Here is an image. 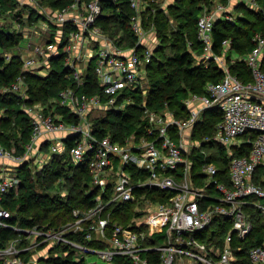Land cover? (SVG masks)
<instances>
[{"label": "built area", "instance_id": "2783aa9c", "mask_svg": "<svg viewBox=\"0 0 264 264\" xmlns=\"http://www.w3.org/2000/svg\"><path fill=\"white\" fill-rule=\"evenodd\" d=\"M29 1L42 19L25 24L21 30L27 51L19 54L21 72L0 87V95L11 94L20 100L31 124L30 140L22 153L16 154L0 143V229L16 233L0 246V264H48L50 257L69 253L74 260L84 259L75 255L77 249L96 253L110 264L116 257L130 264H241L237 254L242 249L240 242L252 231L249 210L256 208L264 215V36H252L253 47L243 58L252 76L248 83L232 75L222 56L212 54L211 47L217 19L232 21L231 6L244 4L257 10V3L236 0L232 5V0H226L212 8L203 6L196 24V38L203 51L197 59L205 66L215 60L224 71L222 81L207 84L206 93L191 94L184 101L189 109L187 118L175 117L168 108L159 113L150 111L143 103L146 136L131 135L120 143L110 135L97 137L92 133L91 118L108 110H125L132 103L133 92L143 85L158 44L153 48L142 45L147 34L141 14L147 1L129 2L133 11L129 25L142 46L139 51L118 46L96 25L103 0H72L61 9L41 5L39 0ZM14 27L20 30V24ZM222 46L225 54L229 41L223 40ZM4 57L8 61L11 54ZM54 58H62L72 85L47 102H27L25 75L48 76ZM90 62L101 89L94 94L82 91ZM193 103L197 107L190 108ZM210 108H215L221 119L212 134L197 137L194 127L202 122L203 111ZM61 109H67L75 120L65 118ZM251 133L256 134L255 139L245 138ZM68 136H76L69 149L72 165L86 162L92 184L103 194L110 185V194L87 211L74 209L73 219L59 227L10 224L11 212L4 200L20 185L18 167L32 160L41 170L66 151L64 140ZM45 142L48 146L44 151L41 146ZM244 142L251 145L248 155L234 156L233 147L240 148ZM215 148L223 149L228 159L226 180L221 179L223 173L213 161L217 159ZM125 203H135L138 216L127 225L112 221L109 208ZM143 213L149 217L139 222ZM218 219L230 226L221 248L209 237H200ZM79 233L85 241L107 245L97 249L83 246L72 238ZM44 249L49 254L46 258L39 256ZM151 253L157 256L152 258ZM246 257L250 264H264V242L247 251Z\"/></svg>", "mask_w": 264, "mask_h": 264}, {"label": "trees", "instance_id": "16d2710c", "mask_svg": "<svg viewBox=\"0 0 264 264\" xmlns=\"http://www.w3.org/2000/svg\"><path fill=\"white\" fill-rule=\"evenodd\" d=\"M146 1L148 5L141 14L142 26L145 30L154 31L158 44L147 65L145 81L142 87H138L133 92L132 103L125 110L119 112L108 110L104 114L91 118L92 133L97 137L110 135L114 141L121 143L131 135L138 138L146 136L148 122L144 114L143 103L150 111L159 113L168 108L175 117L187 118L189 109L184 101L191 94L206 93L207 84L219 83L224 77L222 67L215 60H210L205 66L197 59L203 48L196 38V24L203 6L212 8L216 2L225 3L226 0H174L165 8L160 7L156 0ZM254 1L259 9L252 10L244 4H238L234 7L237 13L235 20L217 19L212 31V54L223 56L230 73L245 83L252 81L251 72L243 59L232 60L231 54L246 56L253 47L252 36L255 34L264 36V0ZM18 2V0H0V17L9 15L12 21H18L22 29L25 23H37L42 19L37 10L34 7L29 8L28 5L23 7V11L16 12L15 7ZM39 2L51 9H61L69 5L72 0H39ZM129 2L130 0H119L115 4L103 0L101 2L102 13L98 16L96 25L118 46L135 47L139 51L142 46L137 44L138 38L129 25V17L133 13ZM237 8L246 11L250 17L239 13ZM22 12H25L24 15L21 14ZM25 15H28L27 19ZM171 17L177 21L174 29L171 28ZM12 21L4 22L0 26V87L8 85L21 72L22 64L18 47L23 41V32L22 29L17 30ZM225 39L229 41V46L226 53L222 54V41ZM6 53L11 54L8 61L4 57ZM54 59V68L48 76L25 75L29 85L27 102H47L61 89L72 85V80L68 76L69 71L64 68L62 58ZM261 65L264 70V55ZM85 81L86 87L83 88V92L88 94L101 92L93 73L92 62L89 64V72ZM143 89L145 93L142 92ZM20 103L14 95H0V113L2 114L0 115V143L16 154L22 153L31 136L30 120L20 108ZM60 111L65 114V118L75 120L73 115H68L67 109ZM202 115V122L194 127L197 137L212 134L216 123L221 119L220 113L215 108L205 109ZM11 132L14 135H11ZM246 137L255 139L256 134L251 133ZM75 138L76 136H68L64 140L66 151L62 155L55 156L41 170L36 168L32 160L18 167L20 185L12 190L4 200L5 207L11 212L8 220L10 224L22 228L34 225L59 227L73 219L74 209L87 211L96 204L98 199H105L110 194V185L107 186V193L103 194L99 187L92 184L86 162L78 166H73L70 162L69 149L74 144ZM47 146L48 143L45 142L41 149L45 151ZM250 147L251 145L246 142L240 148L233 147V155H248ZM216 149L220 156L213 161L223 173L221 179L226 180L228 159L223 149ZM199 164H201V159L198 157V166ZM198 166L195 165L194 169H198ZM157 197L160 198V196ZM135 203L111 206L109 210L112 211V221L124 225L129 224L132 218L138 216V213L134 211ZM249 214L252 220V231L240 242L242 249L237 253L238 262L241 264H250L246 257L247 251L264 242V215L256 208H251ZM229 228V223L224 224L223 220L218 219L207 227L200 237L203 235L209 237L215 247L221 248ZM15 235L16 233L10 229L1 228L0 246L6 245ZM72 238L83 246L90 247L92 244L91 248H105L107 245L85 241L81 233ZM156 256L155 253H151L152 258ZM47 263L89 264L85 259L74 260L72 253L60 258L50 257ZM114 264L130 263L125 258L116 257Z\"/></svg>", "mask_w": 264, "mask_h": 264}, {"label": "rangeland", "instance_id": "374dc122", "mask_svg": "<svg viewBox=\"0 0 264 264\" xmlns=\"http://www.w3.org/2000/svg\"><path fill=\"white\" fill-rule=\"evenodd\" d=\"M19 2H18V5L15 7V11L17 12V11H23V7H25V5H28L29 6V4H28V2H30L29 0H18ZM173 1L174 0H157V2H158V5L160 6V7H162V8H165V7H167V5H169V4H171V3H173ZM235 3H236V0H232V5H235ZM34 5H37V4H34ZM27 7V6H26ZM30 7H33V5H31V6H29V8ZM47 7V6H46ZM234 10V9H233ZM239 13H244V14H247V15H249L248 13H246V11H242L240 8H237L236 9ZM25 13V12H24ZM24 13L22 12L21 14L22 15H24ZM19 14V13H18ZM20 14V15H21ZM234 15V20H235V18H236V16H237V13H236V11L234 10L233 12H232V16ZM18 17V16H17ZM249 17H250V15H249ZM12 21L11 19H10V17H9V15H5V16H1L0 17V24H2V23H4V22H8V23H10V22ZM13 22V25L14 26H16L17 25V23H18V21L17 20H15V21H12ZM19 24V23H18ZM26 24V23H25ZM171 28L172 29H174L176 26H177V21L176 20H174V18L173 17H171ZM38 27H40V26H38ZM20 29H22L21 27H20ZM144 31L146 32V34H147V37L144 39V40H142V45H145V46H148V47H151L152 46V44H154V45H156L157 43H158V40H157V38H156V36H155V33H154V31L153 30H150V29H147V30H145L144 29ZM24 45L26 44V42H24L23 43ZM245 55H241L240 54V57L241 58H243ZM146 78V77H145ZM144 81H145V79H144ZM0 115H2L1 113H0ZM12 134L11 135H14L13 134V132H11ZM63 133H67V132H63ZM13 141V140H12ZM213 152H214V156L215 157H219L220 156V154H219V152H218V149H213ZM224 155H225V153H224ZM149 217V215L147 214V213H143L142 215H140L139 216V218H138V220H139V222H142V221H144L145 219H147ZM209 234H211V232L209 233ZM75 255L77 256V257H82V258H84L85 259V261L87 262V263H90V264H110L108 261H105V260H102L96 253H87V252H84L83 250H81V249H77L76 250V252H75ZM39 256H41V257H43V258H46V257H48L49 256V254H48V252H47V249H44V250H42V251H40V253H39Z\"/></svg>", "mask_w": 264, "mask_h": 264}, {"label": "crops", "instance_id": "0c3cea01", "mask_svg": "<svg viewBox=\"0 0 264 264\" xmlns=\"http://www.w3.org/2000/svg\"><path fill=\"white\" fill-rule=\"evenodd\" d=\"M234 7L235 6H231V11L234 9ZM24 42H26L24 39H23V41H22V43L20 44V46L18 47V53L19 54H21V55H23V54H26L27 53V51H26V44L24 45L23 43ZM155 45L154 44H152V46H151V48H153ZM231 59L232 60H235V59H243V58H241L239 55H237V54H235V53H232L231 54ZM221 60H222V62H223V64L224 65H227V63H226V61H225V58L222 56L221 57ZM228 66V65H227ZM195 107H197V103H193L191 106H190V108H195Z\"/></svg>", "mask_w": 264, "mask_h": 264}, {"label": "bare ground", "instance_id": "6f19581e", "mask_svg": "<svg viewBox=\"0 0 264 264\" xmlns=\"http://www.w3.org/2000/svg\"><path fill=\"white\" fill-rule=\"evenodd\" d=\"M159 5H160V4H159ZM119 40H120V39H119ZM119 40H118V41H119ZM122 41H124V40H122ZM125 44H126V43H125ZM146 94H147V93H146ZM142 95H143V94H142ZM158 112H159V111H158ZM103 114H104V113H103ZM118 142H119V141H118ZM158 196H159V195H158ZM94 242H95V241H94ZM98 243H99V242H98ZM94 244H95V243H94ZM91 245H92V244H91ZM91 245H90V247H92ZM85 246H86V245H85ZM245 251H246V250H245Z\"/></svg>", "mask_w": 264, "mask_h": 264}]
</instances>
